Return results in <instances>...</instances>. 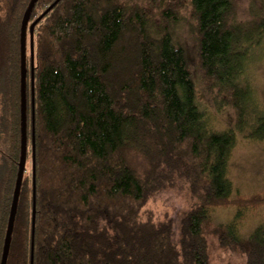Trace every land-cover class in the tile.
I'll return each instance as SVG.
<instances>
[{"label":"trees","instance_id":"obj_1","mask_svg":"<svg viewBox=\"0 0 264 264\" xmlns=\"http://www.w3.org/2000/svg\"><path fill=\"white\" fill-rule=\"evenodd\" d=\"M54 1L38 0L31 22ZM29 2L0 0V76L13 91L0 261L20 160V37ZM257 2L241 20L236 0H60L38 22L34 112L28 56L34 264H211V234L244 264H264V218L250 235L240 230L246 212L264 207V192L234 194L228 175L239 137L264 139V105L248 74L264 42V0ZM187 18L206 90L217 108L234 110L226 130L210 126L198 99L178 38ZM180 182L190 205L177 221L158 218L150 200ZM228 205L237 214L216 224L213 211ZM32 215L31 166L7 264H31Z\"/></svg>","mask_w":264,"mask_h":264},{"label":"rangeland","instance_id":"obj_2","mask_svg":"<svg viewBox=\"0 0 264 264\" xmlns=\"http://www.w3.org/2000/svg\"><path fill=\"white\" fill-rule=\"evenodd\" d=\"M148 0H141L146 3ZM258 0H236L238 16L241 20L251 17L252 4ZM192 23L189 18L180 23L178 27V38L186 46L190 59V66L194 73L197 84L198 99L205 107L210 126L216 130H226L233 127L235 113L231 107L219 109L214 104V98L204 85L198 71V58L195 53V40L191 35ZM262 48L256 51L248 66V74L255 86L259 100L264 105V42ZM29 56V41L28 50ZM10 80L0 76V179L4 177V172L8 164V118L12 106V88ZM29 88V84H28ZM27 169L32 166L31 153L27 159ZM229 178L233 183L234 194H251L264 192V139L251 140L239 137L233 150ZM192 199L186 182H180L176 187L165 189L156 194L147 205L154 211L158 218L170 216L177 221L178 217L187 209ZM236 206H220L216 208L212 215L214 222L223 225L231 221L237 214ZM264 218V207L246 212L242 219L241 234L250 235L254 228ZM211 264H244V256L239 252H234L222 248L214 234L209 235Z\"/></svg>","mask_w":264,"mask_h":264},{"label":"water","instance_id":"obj_3","mask_svg":"<svg viewBox=\"0 0 264 264\" xmlns=\"http://www.w3.org/2000/svg\"><path fill=\"white\" fill-rule=\"evenodd\" d=\"M38 0H30L25 10L22 24H21V98H20V110H21V150L20 160L18 164V172L16 183L13 192V198L10 208V214L8 218V225L6 229L2 257L0 264H7L10 253V247L12 242V235L14 231L16 215L18 211V204L21 194V188L23 184L24 174L27 170L28 159V33L30 35V64H31V90H32V110L34 112L35 107V87H34V29L38 22L60 1L55 0L42 14H40L35 20L31 22V16L35 5ZM34 121V119H33ZM34 133V130H33ZM32 172H33V215H32V251H31V264H34V246H35V227H36V170H35V139L33 137L32 145Z\"/></svg>","mask_w":264,"mask_h":264},{"label":"flooded vegetation","instance_id":"obj_4","mask_svg":"<svg viewBox=\"0 0 264 264\" xmlns=\"http://www.w3.org/2000/svg\"><path fill=\"white\" fill-rule=\"evenodd\" d=\"M28 41H29V43H30V36H29V34H28ZM27 45H28V43H27ZM27 92H28V94H29V88H27Z\"/></svg>","mask_w":264,"mask_h":264}]
</instances>
